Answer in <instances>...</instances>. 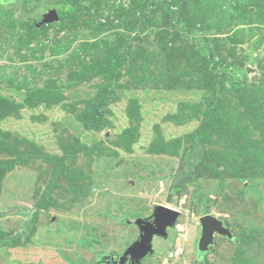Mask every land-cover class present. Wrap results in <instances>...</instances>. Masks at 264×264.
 I'll return each mask as SVG.
<instances>
[{"label": "rangeland", "instance_id": "obj_1", "mask_svg": "<svg viewBox=\"0 0 264 264\" xmlns=\"http://www.w3.org/2000/svg\"><path fill=\"white\" fill-rule=\"evenodd\" d=\"M0 264H264V0H0Z\"/></svg>", "mask_w": 264, "mask_h": 264}, {"label": "water", "instance_id": "obj_2", "mask_svg": "<svg viewBox=\"0 0 264 264\" xmlns=\"http://www.w3.org/2000/svg\"><path fill=\"white\" fill-rule=\"evenodd\" d=\"M51 17L56 18V12H51ZM180 212L176 209L159 204L151 219L137 218L135 223L139 227V238L130 244L123 253L122 262L126 259L139 263L141 258L152 250V239L156 234L167 235L166 228L173 227ZM201 225V236L199 249L206 251L213 241L214 233H220L227 237H232L230 229L222 223L220 219L211 214L199 217Z\"/></svg>", "mask_w": 264, "mask_h": 264}, {"label": "built area", "instance_id": "obj_3", "mask_svg": "<svg viewBox=\"0 0 264 264\" xmlns=\"http://www.w3.org/2000/svg\"><path fill=\"white\" fill-rule=\"evenodd\" d=\"M174 255V252H169L168 258H171Z\"/></svg>", "mask_w": 264, "mask_h": 264}, {"label": "bare ground", "instance_id": "obj_4", "mask_svg": "<svg viewBox=\"0 0 264 264\" xmlns=\"http://www.w3.org/2000/svg\"><path fill=\"white\" fill-rule=\"evenodd\" d=\"M152 244V243H151Z\"/></svg>", "mask_w": 264, "mask_h": 264}]
</instances>
